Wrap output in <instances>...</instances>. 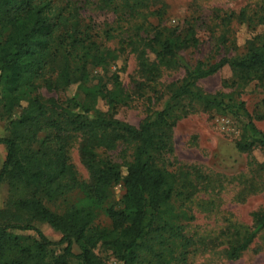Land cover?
<instances>
[{
    "label": "trees",
    "instance_id": "1",
    "mask_svg": "<svg viewBox=\"0 0 264 264\" xmlns=\"http://www.w3.org/2000/svg\"><path fill=\"white\" fill-rule=\"evenodd\" d=\"M57 1L0 0V119L7 122V134L0 136L6 148L0 187L9 186L0 209V264H69L73 259L106 264L98 249L111 252L122 264H190L198 242L186 232L194 220L189 205L200 199L197 206L208 210L214 202L205 195L216 186L197 168L175 167L173 131L196 108L251 118L243 100L232 93H208L198 82L226 65L235 84L263 82L264 31L248 41L243 53L185 68L181 79L167 85L163 108L134 125L111 111L128 102L119 74L111 90L88 85L89 68L106 66L124 49L100 43L91 26L83 23L82 9L97 5L117 16L123 44L137 61L138 91L165 70L182 68L180 53L199 44L196 24L188 21L186 34L151 24L150 16L164 13L163 0H67L62 7ZM262 10L258 16L245 8L237 18L249 25L258 19L264 25V1ZM219 12L216 16L226 31L235 13ZM225 40L223 33L219 41L226 44ZM73 84L86 93L87 102L41 94L42 88L58 92ZM98 98L110 109H97ZM76 140L87 181L69 155ZM236 147L247 154L264 149V131L252 118L243 123ZM117 150L122 162L106 156ZM253 163L252 181L246 180L245 189L256 193L264 188L257 181L264 175V160ZM249 174L238 180L245 184ZM118 183L125 188L119 205L112 198ZM102 214L108 224L99 221ZM36 222L50 225L61 234L60 240H51ZM17 230L33 231L36 237L18 235ZM263 233L264 211H256L251 228L230 233L225 257L239 259ZM55 245H62L63 252L48 261V250Z\"/></svg>",
    "mask_w": 264,
    "mask_h": 264
},
{
    "label": "rangeland",
    "instance_id": "2",
    "mask_svg": "<svg viewBox=\"0 0 264 264\" xmlns=\"http://www.w3.org/2000/svg\"><path fill=\"white\" fill-rule=\"evenodd\" d=\"M264 0H163L165 10L161 16H150L149 21L153 25H162L175 29L179 33L186 34L188 21L196 24L199 44L190 47L180 53L182 68L179 70H165L160 79L146 86L144 91L137 90L138 80H141L137 72L135 55L122 41V31L118 29L117 16L111 10H102L97 5H87L81 11V19L84 24L91 26V32L100 43L111 49H124L119 58L111 61L104 67H90L89 86H101L105 91L114 88V76L120 75L123 94L128 102L115 107L111 111L123 121L134 125L144 120L147 116L163 108L167 95V85L181 79L185 74V68L194 66L198 61L216 62L224 56L240 54L246 51L250 39L264 31V25L256 19L249 25L242 23L237 15L243 9H247L250 15L263 13ZM67 0H58L62 7ZM162 4V3H161ZM160 4V5H161ZM216 10L224 16L225 13H235V16L227 30L222 26V21L216 16ZM110 33V36L108 35ZM226 35V44L220 43L222 34ZM235 79V78H234ZM233 80V71L229 65L224 66L217 73L201 79L198 84L208 93H232L237 100H243L249 110L252 120L257 127L264 131V81L258 79L247 83H238ZM45 98L58 97L60 99L73 98L81 103L87 102L86 93L73 84L65 91L52 92L46 88L41 89ZM96 108L102 111L109 110V104L103 98H98ZM245 115L236 118L230 114H222L214 111H205L196 108L184 116L173 131L174 158L177 160L175 167L197 168L207 174L216 188L213 193L205 195V199L212 198L214 205L208 210L197 206L200 199L189 206L194 214L187 227V233L195 237L198 244L195 253L189 258L190 264H264V233L260 234L255 243L242 253L239 259L229 260L224 255V249L229 242L228 236L235 230L251 228L253 213L264 211V188L256 193H251L246 187V180L252 181L249 172L253 161L264 160V149L257 148L252 154L242 153L236 147V141L240 137L243 123L251 119ZM7 122L0 119V136H5ZM42 133L40 138L44 137ZM71 162L76 167L82 180H88V172L80 161L78 153V141L69 146ZM106 156L117 162H122L120 150L107 152ZM6 157V148L0 143V169ZM241 174H249L241 183L238 179ZM260 186L264 187V175L258 178ZM113 202L117 205L123 199L125 188L122 183L115 184L112 188ZM9 196V186L3 183L0 187V209L5 207ZM78 199L80 195L77 196ZM105 224L109 220L104 214L100 220ZM36 225L53 241H59L61 234L50 225L36 222ZM18 235L24 237H36L33 231L17 230ZM229 233V234H228ZM75 252H79L75 246ZM63 252L62 245L51 246L48 250L47 260L52 261ZM97 252L106 264H122L111 252L98 249ZM69 264H79L73 259Z\"/></svg>",
    "mask_w": 264,
    "mask_h": 264
}]
</instances>
